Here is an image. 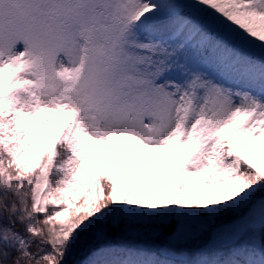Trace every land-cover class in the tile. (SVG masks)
Wrapping results in <instances>:
<instances>
[{
	"label": "snow or ice",
	"instance_id": "obj_1",
	"mask_svg": "<svg viewBox=\"0 0 264 264\" xmlns=\"http://www.w3.org/2000/svg\"><path fill=\"white\" fill-rule=\"evenodd\" d=\"M89 242L264 264V0H0V264Z\"/></svg>",
	"mask_w": 264,
	"mask_h": 264
},
{
	"label": "trees",
	"instance_id": "obj_2",
	"mask_svg": "<svg viewBox=\"0 0 264 264\" xmlns=\"http://www.w3.org/2000/svg\"><path fill=\"white\" fill-rule=\"evenodd\" d=\"M93 246H95V244H92L91 242L78 246L72 255V259L73 257L80 258L83 254H85L89 250L90 247H93Z\"/></svg>",
	"mask_w": 264,
	"mask_h": 264
}]
</instances>
